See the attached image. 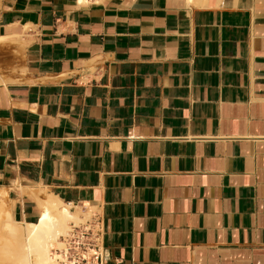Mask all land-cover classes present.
Returning a JSON list of instances; mask_svg holds the SVG:
<instances>
[{"label":"crops","instance_id":"0c3cea01","mask_svg":"<svg viewBox=\"0 0 264 264\" xmlns=\"http://www.w3.org/2000/svg\"><path fill=\"white\" fill-rule=\"evenodd\" d=\"M83 1L0 0L4 207L78 208L90 264H264V0Z\"/></svg>","mask_w":264,"mask_h":264},{"label":"bare ground","instance_id":"6f19581e","mask_svg":"<svg viewBox=\"0 0 264 264\" xmlns=\"http://www.w3.org/2000/svg\"><path fill=\"white\" fill-rule=\"evenodd\" d=\"M36 200L40 214L34 223L14 220L11 213L4 210V205H0V213H4L5 218L1 222L4 232L0 243L1 263H68L63 257L67 252L66 243L87 219L82 217L78 208L64 204L52 194L46 195L44 200Z\"/></svg>","mask_w":264,"mask_h":264},{"label":"rangeland","instance_id":"374dc122","mask_svg":"<svg viewBox=\"0 0 264 264\" xmlns=\"http://www.w3.org/2000/svg\"><path fill=\"white\" fill-rule=\"evenodd\" d=\"M0 205H3V203L0 201ZM8 209L4 210H8V212H11V208L6 206ZM0 243L3 239L4 236V232H3V228H2V219L4 218V213L2 214V212L0 213ZM14 219V218H13ZM20 222V221H18ZM88 235L83 231L82 228H78L75 229L74 232L71 234L69 240L67 241L66 245H67V252L64 254L63 253V257L65 258V260L68 262L67 264H83V262H81L82 258H86L85 260H87L86 264H90L91 261L93 260L92 257H88L87 253L90 251V240L87 239ZM60 254V253H59ZM62 254V253H61ZM0 264H11L9 262H0Z\"/></svg>","mask_w":264,"mask_h":264},{"label":"built area","instance_id":"2783aa9c","mask_svg":"<svg viewBox=\"0 0 264 264\" xmlns=\"http://www.w3.org/2000/svg\"><path fill=\"white\" fill-rule=\"evenodd\" d=\"M92 258L96 262H98L100 260V258H99V256L97 254H93ZM81 262H83V264H86L87 260H85V258H82Z\"/></svg>","mask_w":264,"mask_h":264}]
</instances>
